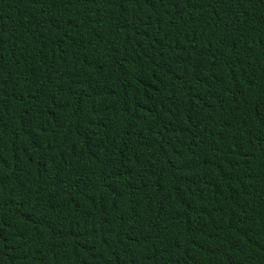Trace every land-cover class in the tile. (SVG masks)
Here are the masks:
<instances>
[{"label":"trees","instance_id":"16d2710c","mask_svg":"<svg viewBox=\"0 0 264 264\" xmlns=\"http://www.w3.org/2000/svg\"><path fill=\"white\" fill-rule=\"evenodd\" d=\"M0 264H264V0H0Z\"/></svg>","mask_w":264,"mask_h":264}]
</instances>
